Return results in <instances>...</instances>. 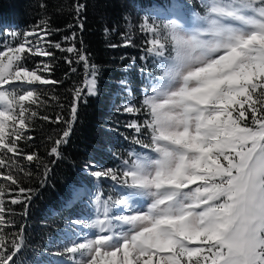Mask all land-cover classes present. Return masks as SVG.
<instances>
[{
  "label": "snow or ice",
  "instance_id": "6c2138e0",
  "mask_svg": "<svg viewBox=\"0 0 264 264\" xmlns=\"http://www.w3.org/2000/svg\"><path fill=\"white\" fill-rule=\"evenodd\" d=\"M201 6L203 15L173 0L171 8L140 22L145 55L158 75L150 74L139 106L122 111L144 117L126 124L135 133L132 144L143 151H130L118 168L86 166L96 180L114 182L115 194H91L94 218L73 221L90 236L55 253L67 264H264V0H201ZM84 7L75 6L77 19ZM182 11L191 13L192 24L181 23ZM54 31L44 19L10 33L11 42L0 40V264H15L24 246L22 226L18 233L5 231L15 226L6 219L5 196L25 209L31 199L20 174L32 175L21 159L41 162L21 147L33 140L27 135L33 121L65 125L48 151L58 159L84 87L96 94V69L76 47V34L64 37L71 42L65 48L50 39ZM132 44L125 36L122 46ZM51 49L73 54L86 74L67 120L38 111L47 104L40 89L61 83L50 78L53 64L35 62L54 59ZM50 171L45 165L41 183Z\"/></svg>",
  "mask_w": 264,
  "mask_h": 264
},
{
  "label": "trees",
  "instance_id": "16d2710c",
  "mask_svg": "<svg viewBox=\"0 0 264 264\" xmlns=\"http://www.w3.org/2000/svg\"><path fill=\"white\" fill-rule=\"evenodd\" d=\"M78 3L85 5L79 19L75 11ZM170 3L171 0H0V22L7 25L0 40L8 36L6 42H11L10 33L31 30L41 20L47 19L50 27L57 30L50 39L60 42L63 47L71 44L65 42L64 37L76 34L74 43L87 54L89 64L95 66L97 80L96 94L88 95L84 87V66L75 63L73 54L51 49L55 53L54 59L36 58V63L45 60L53 64L50 78L61 81L58 85L40 89L42 98L47 101L45 107L38 109L40 116L55 119L60 115L67 120L74 89L84 87V91L72 133L68 143L61 146L58 159L48 156V151L64 130L63 123L55 124L37 118L27 132L33 140L21 143L25 153L36 152L41 162L39 165L29 164L21 159L25 170L32 173L30 177L20 174L21 186L33 190L30 201L25 202L26 209L24 204L8 203L12 195L5 196V207L11 210L6 219L14 221L15 225L5 231L18 233L21 226L24 229V246L14 258L15 264H35L38 251L57 248L60 226L74 210L67 206L69 197L70 202L75 201L74 192L78 185L91 182L92 176L86 166L94 170L97 161L102 170L118 168L130 151L140 150L132 144L135 133L126 128V124L134 119L141 120L122 111V81L129 79L136 96L141 95L140 87L148 70L153 68V62L144 59L146 37L138 31L139 24L144 18L155 17L153 10L157 5ZM125 36L131 37L132 46H122ZM65 56L73 60L71 65L66 62ZM53 96L56 99H52ZM45 165L51 171L47 180L41 183ZM108 187L104 182L102 189L107 194ZM12 189L13 194L18 195L14 185ZM39 255L45 254L40 252Z\"/></svg>",
  "mask_w": 264,
  "mask_h": 264
},
{
  "label": "rangeland",
  "instance_id": "374dc122",
  "mask_svg": "<svg viewBox=\"0 0 264 264\" xmlns=\"http://www.w3.org/2000/svg\"><path fill=\"white\" fill-rule=\"evenodd\" d=\"M180 2L183 4H186L188 6V8L191 9V12H198L201 15L204 14V9L201 6V0H180ZM172 3H173V0H171V3L169 5H166V6L157 5L156 9H154L153 12L154 13L157 11L163 12L165 9L171 8ZM180 15H181V23H184L186 25H190L193 23L191 13H185L182 11ZM172 18H175V17L173 16ZM143 55H145V51H143ZM144 59H151V58L148 56H144ZM140 72L141 73L143 72L142 69L140 70ZM150 74H151V76L158 75L156 68L154 66H153V68L148 70V73L146 75V80L140 87L141 88V95L138 97L136 96V93L134 92L133 84L130 82V80L125 79L122 81V88H123L122 107L123 108L125 105H128V104H134L136 106H139L140 101L143 98L145 89L148 88L150 83L152 82L151 78H150ZM96 92H97V89H96ZM139 117H140L141 121L144 119V117L142 115ZM96 165H97V162H96ZM96 165H95L94 170H101L102 171V169L96 168ZM104 182H106L107 185H109V187L106 188V190L109 191L108 192L109 194H107L105 192V190L102 189V187H104ZM88 184H87V189H83V190L77 189L74 192V198L76 199L75 201L80 203V205L77 207V210H80L82 212L80 220H86L89 218H94V216L92 215L93 214V206L91 203V194H95L97 192H100V193H103L104 198H107V196H109V195L115 194L114 182H112L109 179L96 180L95 178L92 177L91 182ZM76 193H79V195H76ZM68 220H73V218L69 217ZM90 232H91V230L86 228V230L83 231L84 238L89 237ZM72 241H79V240L78 239H72L69 241L68 244H70ZM64 246H59V247H60V249H63ZM34 263L37 264V262H34ZM65 263H66V261L59 260V259L48 262V263H46L43 259H42V261H40V264H65Z\"/></svg>",
  "mask_w": 264,
  "mask_h": 264
},
{
  "label": "bare ground",
  "instance_id": "6f19581e",
  "mask_svg": "<svg viewBox=\"0 0 264 264\" xmlns=\"http://www.w3.org/2000/svg\"><path fill=\"white\" fill-rule=\"evenodd\" d=\"M78 189H87V185L83 184L82 186H79ZM76 200V199H75ZM76 233L75 227H70L64 230L65 237L73 236Z\"/></svg>",
  "mask_w": 264,
  "mask_h": 264
}]
</instances>
